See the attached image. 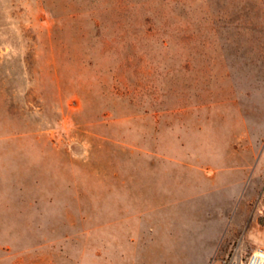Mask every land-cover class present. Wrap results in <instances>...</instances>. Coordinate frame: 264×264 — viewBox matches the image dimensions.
I'll use <instances>...</instances> for the list:
<instances>
[{
	"label": "rangeland",
	"instance_id": "obj_1",
	"mask_svg": "<svg viewBox=\"0 0 264 264\" xmlns=\"http://www.w3.org/2000/svg\"><path fill=\"white\" fill-rule=\"evenodd\" d=\"M262 246L264 0H0V260Z\"/></svg>",
	"mask_w": 264,
	"mask_h": 264
},
{
	"label": "built area",
	"instance_id": "obj_2",
	"mask_svg": "<svg viewBox=\"0 0 264 264\" xmlns=\"http://www.w3.org/2000/svg\"><path fill=\"white\" fill-rule=\"evenodd\" d=\"M225 264H264V247L248 253L234 254L224 262Z\"/></svg>",
	"mask_w": 264,
	"mask_h": 264
},
{
	"label": "crops",
	"instance_id": "obj_3",
	"mask_svg": "<svg viewBox=\"0 0 264 264\" xmlns=\"http://www.w3.org/2000/svg\"><path fill=\"white\" fill-rule=\"evenodd\" d=\"M8 203L9 204H8V209H7V220L9 221V223H11V225H13L14 224V208H13L14 203H13L12 199H11V203H10V200ZM10 236H11L10 240L13 242L14 237H13V235H10ZM7 247L8 248L11 247V249H13V246L10 245L9 243H8ZM262 247H264V246H262ZM0 264H13V259L11 258V260H10V253L9 252H7V255L5 256V258L0 260Z\"/></svg>",
	"mask_w": 264,
	"mask_h": 264
}]
</instances>
